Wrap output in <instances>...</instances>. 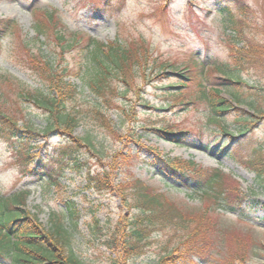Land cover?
Returning <instances> with one entry per match:
<instances>
[{
    "label": "rangeland",
    "instance_id": "rangeland-1",
    "mask_svg": "<svg viewBox=\"0 0 264 264\" xmlns=\"http://www.w3.org/2000/svg\"><path fill=\"white\" fill-rule=\"evenodd\" d=\"M242 1L248 6L243 14L233 0H0V19L11 23L0 39V108L14 114L21 129L11 141L0 137V195L26 192L24 209L46 229L52 214L60 216L86 264H160L164 257V264H264V186L246 165L258 156L264 162V62L239 68L241 80L231 84L240 101L222 94L232 104L220 124L211 120L198 86L182 77L185 64L196 66L193 74L205 85L221 86L224 78L215 66L231 63L234 44L264 47V0ZM226 7L240 32L227 26ZM46 11L76 36L139 45L147 58L143 70L129 83L115 79L97 94L80 51L58 61L54 31L49 37L37 34ZM35 56L67 68L66 81L76 91L66 101L77 119L72 135L44 132L47 114L31 96L23 98L25 91L53 93L32 69ZM246 117L250 130L242 132ZM73 138L80 149L70 161L59 152ZM158 154L220 170L229 197H208L189 174L163 173L152 163ZM136 181L162 194L164 204H176L182 215L204 216L201 230L208 227L209 233L191 241L174 224L149 226L140 252L128 256L122 233L142 214L128 189ZM233 191L242 194L240 205H234ZM69 201L76 223L67 218Z\"/></svg>",
    "mask_w": 264,
    "mask_h": 264
},
{
    "label": "trees",
    "instance_id": "trees-1",
    "mask_svg": "<svg viewBox=\"0 0 264 264\" xmlns=\"http://www.w3.org/2000/svg\"><path fill=\"white\" fill-rule=\"evenodd\" d=\"M233 3L238 7L237 10L241 14L243 12L247 13L248 6L242 0H233ZM224 13L229 22L227 26L240 32L237 26L239 22L234 18L232 10L226 7ZM44 16L37 22V34L49 37L54 31L53 36L56 39L54 48L57 56H59L58 61L75 49L80 51L81 59L83 58L86 64L88 63L85 70L87 81L91 89L97 94L102 95L115 79L129 83L136 75L137 69L143 70L147 58L144 50H142L143 48L139 45L118 41L103 43L86 36V33L82 32L76 36L73 32L67 31L60 21L58 26V23L49 12H44ZM10 25L11 23L8 21L0 19V39L3 31L6 28L8 29ZM230 56V64L215 66V69L220 71L224 78L221 86L205 85L201 75L193 74L196 66L185 64L186 72L182 74L185 81H188L189 84L195 83L198 86L201 97L210 105L211 120L218 124L221 122V114L228 112L232 99L237 104L238 100L240 101L239 89L231 84L235 79L241 80V70L239 68L251 65L253 62H264V47L251 42L248 47L243 46L236 49L234 44ZM35 57L38 59L33 61L32 69L43 81L49 84L53 93L43 95L23 91L25 93L23 98L28 94L32 97L30 99L47 114L48 124L44 132L49 133L61 129L62 132L72 135L77 126V119L66 109V101L72 99L76 91L73 85L66 81L67 68L63 65L56 68L54 65L42 62L40 56ZM191 61L193 64L196 63L195 60ZM228 66H235L236 70L228 68ZM172 68H175V66H172ZM1 81L5 83L10 80L2 77ZM225 91H228L231 100L222 95ZM251 103V105H254L253 102ZM255 109H258L257 106H255ZM18 122L14 114L0 108V137L11 141L14 137L21 136ZM241 122H243L240 125L242 132L250 130L248 128L252 122L251 120L246 117L242 118ZM25 127L26 131H32L28 126ZM178 139L181 140L182 138ZM82 140L88 141L87 138ZM79 146L80 142L73 138V141L63 146V150L59 154L70 161H75L80 149ZM152 163L155 166L157 165L163 173L173 175V177H182L189 174L195 179L194 183H197L200 192L206 193L208 197L214 196V198L222 200L229 197L226 195L227 190L222 186L227 178L220 170L209 171L201 168L194 161L160 157L159 154ZM246 165L256 172L257 179L264 186V162H262V157L250 158L247 160ZM128 189L133 194L135 206L142 211V214L136 216L135 220L129 224L127 233H122L124 234L122 242L128 256L140 252L141 243L148 238L149 226L164 225L165 223L174 224L182 230H187L185 239L191 241L202 234L209 233L208 227L201 230L204 216L196 218V216H190V214L182 215L176 204H164L162 194L143 182L136 181ZM26 196L27 193L22 190L11 195H0V261L8 260L10 264H86L72 248L69 238L70 232L60 216L52 214L51 227L49 229L44 228L36 216L29 214L24 209ZM232 197L234 200L237 199L234 205H240L243 201L240 191H233ZM66 207L67 218L76 223L74 203L69 201L66 203ZM198 222L201 224L199 225ZM194 224L196 228L191 229V225ZM165 260L166 257L162 259L160 264H164ZM0 264L2 263L0 262Z\"/></svg>",
    "mask_w": 264,
    "mask_h": 264
}]
</instances>
